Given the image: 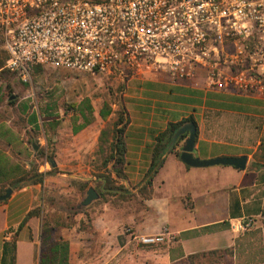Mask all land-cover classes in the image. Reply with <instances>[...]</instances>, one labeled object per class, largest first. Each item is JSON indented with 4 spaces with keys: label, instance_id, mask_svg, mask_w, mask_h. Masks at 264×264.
Here are the masks:
<instances>
[{
    "label": "crops",
    "instance_id": "1",
    "mask_svg": "<svg viewBox=\"0 0 264 264\" xmlns=\"http://www.w3.org/2000/svg\"><path fill=\"white\" fill-rule=\"evenodd\" d=\"M120 106L125 112L121 137L125 178L117 181L137 200L133 205L114 196L113 207L104 204L94 228L117 250L106 255L102 264L122 261L119 252L125 247L116 241L123 240L124 228L135 235H156L164 228L175 234L168 245L140 246L141 251L129 255L131 264H180L189 255L229 248L232 264H264V97L206 88L201 75L195 80H174L167 73L152 72L123 84ZM94 117L97 120L99 115ZM186 120L196 125L194 157L245 156V169L184 165L176 152L181 153L185 134L174 151L162 155L152 174L150 197L141 199L137 192L153 165L156 138L169 124ZM90 126L74 135L80 149L97 146L105 130L101 127L96 133ZM36 197L29 187L13 191L0 204V264H39L40 217L19 228L34 209ZM247 219L253 227L242 231Z\"/></svg>",
    "mask_w": 264,
    "mask_h": 264
},
{
    "label": "built area",
    "instance_id": "2",
    "mask_svg": "<svg viewBox=\"0 0 264 264\" xmlns=\"http://www.w3.org/2000/svg\"><path fill=\"white\" fill-rule=\"evenodd\" d=\"M0 36L4 69L24 84L36 66L123 84L164 72L264 97V0H0ZM123 235L143 247L175 241L167 228Z\"/></svg>",
    "mask_w": 264,
    "mask_h": 264
},
{
    "label": "rangeland",
    "instance_id": "3",
    "mask_svg": "<svg viewBox=\"0 0 264 264\" xmlns=\"http://www.w3.org/2000/svg\"><path fill=\"white\" fill-rule=\"evenodd\" d=\"M18 80L16 77L13 79L14 87L9 97L6 94L0 99V133L6 131V134L0 135V150L12 163H18L27 169L35 167L38 172H47L50 166L45 160L37 159L36 152L43 148L48 155H54L59 172L46 179L42 185L26 186L22 189L31 187L37 193L34 209L44 206L46 216H61L64 223L71 225L69 228L57 229V234L70 244V264H102L106 255L117 250V245L110 243V239H103L94 228L95 221L104 212V204L93 205L92 209L88 210L89 222L81 214L69 215L67 220L65 218L67 204L74 205L70 209L72 213L88 208L77 210L87 189L89 187L96 189L100 186L93 177L100 171V162L95 154L97 146L80 149L81 144H75V137L71 132L74 112L71 110L64 115L63 106L77 104L82 99L88 98L94 114L98 117V111L106 103L111 108L112 114L104 121L98 117L90 127H93L96 133L101 127L109 131L115 121L113 112L120 105L123 85L120 88L117 80L106 76L73 73L63 69H43L39 74L32 73V82L27 84L26 88ZM12 100H16L14 106L8 104ZM24 105L30 107L27 114L48 111L51 116L59 120V126L46 136L42 130L30 132L29 126L26 125L27 115L21 112V107ZM39 121L41 123L40 118ZM37 145V151H34L33 146ZM71 149L74 154L73 159ZM77 177L88 178L83 181H90L84 191L70 184L71 179L81 180ZM107 201L106 204L109 203L108 206L113 207V199L108 197ZM51 204L56 211L49 207ZM40 220L42 222V217ZM88 225H91L93 230ZM116 244L125 247L119 252L122 261L116 264H131L129 255L137 254L142 248L129 242L126 236L122 241L117 239Z\"/></svg>",
    "mask_w": 264,
    "mask_h": 264
},
{
    "label": "trees",
    "instance_id": "4",
    "mask_svg": "<svg viewBox=\"0 0 264 264\" xmlns=\"http://www.w3.org/2000/svg\"><path fill=\"white\" fill-rule=\"evenodd\" d=\"M2 46V38L0 36V47ZM7 59L6 52L1 48L0 49V99H2L6 94L9 97V94L13 90V79L17 77L16 73L10 72L4 69L5 61ZM33 73L39 74L43 69L36 66L33 69ZM18 82L23 87H28L27 84ZM120 88L123 83H119ZM121 90V89H120ZM9 105L14 106L16 100L8 102ZM30 107L24 105L21 107L22 114L27 115L26 125L29 126L30 132H38L42 130L46 136L49 132H54L55 129L59 126L60 122L56 117L51 116L48 111H42L39 113L32 112L27 114ZM64 115H67L71 110L73 113V118L71 119V132L73 135L79 133L86 127L94 123V109L88 98L82 99L77 104L65 105L63 106ZM115 116V121L112 124L111 132L103 130L100 132L98 139L97 150L95 152L96 156L100 162V171L95 173L93 176L95 180L100 185L95 190L100 196V200L83 211H78L72 213L70 209L74 205H68L65 213V218L69 215H78L81 214L85 217L86 220H90L88 210L92 209L93 205L97 204H106L108 197H117V199L135 205L137 197L134 194L129 193L125 188L118 184L119 179H124L122 173L123 168V157L125 149L121 141L123 126H124V115L125 112L122 107L119 105L118 109L113 112ZM112 114L111 108L104 103L101 109L98 111L99 117L104 121ZM41 119V123L39 121ZM192 120H186L178 124H169L167 128L156 138L155 146L153 150V165L147 174V180L145 178V185L141 187L137 194L141 199H147L150 197V188L152 174L160 166V160L162 155L170 153L175 150L172 148L169 150V145L171 143L173 135L178 129H180L186 122ZM111 138V142H109ZM185 138V134L180 136L176 142V145ZM177 158H179L180 153L176 152ZM36 158L45 160V162L50 166V170L47 172H38V169L35 167H30L25 169L19 165H12L8 161L7 157L0 151V195L4 194L6 189H11L12 191L22 189L26 186H36L42 185L46 179L54 176L59 171L56 167L54 160V155H48L45 149L40 148L36 152ZM109 163L111 165L108 168ZM71 185L77 186L78 189L84 191L90 181H83L78 179H71ZM7 201V200H6ZM6 201L0 202V204L5 203ZM48 206V204H47ZM53 211H56L54 205L49 206ZM45 208L37 207L29 211L24 217L23 221L19 225V228H22L31 218L42 217V226H41V237L39 245V264H70V244L67 240L62 238L57 234V229L59 228H69L71 225L63 222L61 216H46ZM82 222V221H81ZM64 224V225H63ZM92 229L91 225H88ZM93 230V229H92ZM14 239V237H13ZM180 264H232V250L223 249V250H214L209 252H202L193 255H189L182 263Z\"/></svg>",
    "mask_w": 264,
    "mask_h": 264
},
{
    "label": "water",
    "instance_id": "5",
    "mask_svg": "<svg viewBox=\"0 0 264 264\" xmlns=\"http://www.w3.org/2000/svg\"><path fill=\"white\" fill-rule=\"evenodd\" d=\"M184 134H188V137L184 141L181 147V153L179 156V160L184 165L192 168H206L211 166H229L237 170L245 169V164L247 161L245 156L237 157V158L222 157L211 160H200L199 158L194 157L193 149H194L195 137H196V125L193 122H188L184 124L180 129L176 131L169 145V150L175 148L177 140L179 139L180 136ZM37 148L38 145L33 146L34 151H37ZM77 178H80L82 180H88V178H81V177H77ZM12 193L13 191L11 189H6L4 194L0 195V202L9 199ZM99 199L100 196L97 193V191L94 188L89 187L85 193V197L78 205L77 210L81 208H86L90 206L94 201H97Z\"/></svg>",
    "mask_w": 264,
    "mask_h": 264
}]
</instances>
